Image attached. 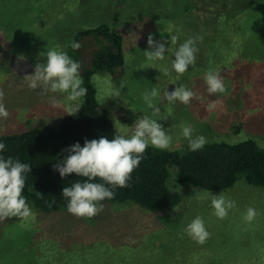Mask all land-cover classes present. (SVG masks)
<instances>
[{"label": "rangeland", "instance_id": "374dc122", "mask_svg": "<svg viewBox=\"0 0 264 264\" xmlns=\"http://www.w3.org/2000/svg\"><path fill=\"white\" fill-rule=\"evenodd\" d=\"M101 23L121 35L125 63L113 73L95 72L92 81L99 104L122 135L130 136L137 119L152 115L142 99L146 90L156 88L162 97L164 90L185 86L196 94L188 105L155 100L161 116L168 117L157 122L172 137L170 149L188 146L182 124L207 141L252 138L264 146V0H0V88L10 113L0 119V135L55 125L67 115L53 108L49 97L65 105L76 102L67 101L66 94L41 96V89L27 87L24 76L34 74L36 63H44L53 47L72 58L75 33ZM149 34L156 43L163 34L170 38L171 51L152 67L144 55L150 50ZM173 35L179 36L175 45ZM196 36L203 38L197 42L196 63L179 75L171 67L173 51ZM80 44L87 61L93 40ZM209 70L220 71L226 93L208 94L204 75ZM215 100L221 103L207 111ZM176 186L181 200L175 211L103 203V211L89 219L67 210L30 207L33 215L26 220L0 221V264H161L169 259L179 264L177 255L193 264L259 259L264 264L263 187L242 179L217 191L188 183ZM209 193L235 201L227 218L213 214ZM248 207L258 213L251 223L243 219ZM196 216L211 234L203 245L184 232Z\"/></svg>", "mask_w": 264, "mask_h": 264}, {"label": "trees", "instance_id": "16d2710c", "mask_svg": "<svg viewBox=\"0 0 264 264\" xmlns=\"http://www.w3.org/2000/svg\"><path fill=\"white\" fill-rule=\"evenodd\" d=\"M87 38L93 40L87 61L80 49L77 53L69 50L72 58L82 65V86L88 89L87 95L82 98L80 111L74 116L67 114L55 125L33 126L0 135V142L6 145L0 155L31 165L30 173L25 174L26 184L22 195L30 207L40 212L67 210L68 201L62 196L63 188L85 179L74 173L61 178L59 172L54 170L53 165L68 155L64 149L77 142L83 146L86 139L90 141L101 136L113 139L116 135H122L108 111L99 104L92 81L95 72L113 73L124 65L122 37L112 31L109 24L101 23L78 30L72 42L81 43ZM160 42L168 49L169 35L163 34ZM239 179L264 188V146L252 138L234 143L207 141L201 150L195 152L190 151L188 146L182 150H160L149 145L128 181L129 186L113 189L115 198L101 203L130 204L156 212L168 211L180 203L181 196L176 186L179 183L217 191L233 186ZM93 182L103 181L97 178ZM17 219L11 217L4 220ZM176 257L180 259L179 264H193L183 260L181 255ZM172 260L161 264H175ZM259 261L245 264H263Z\"/></svg>", "mask_w": 264, "mask_h": 264}, {"label": "clouds", "instance_id": "9594fccd", "mask_svg": "<svg viewBox=\"0 0 264 264\" xmlns=\"http://www.w3.org/2000/svg\"><path fill=\"white\" fill-rule=\"evenodd\" d=\"M202 39L200 36L188 38L173 51L175 58L172 60L171 67L177 74L183 75L188 71L189 66L196 63L197 42ZM178 40V35L171 37L173 45L177 44ZM147 44L150 49L144 52L148 62L147 67H152L155 61L164 60L165 52L171 51L166 49L164 43H156L151 34L148 36ZM71 47L78 50L81 44L73 41ZM81 69L82 65L79 61L72 59L65 51L53 47L46 52L45 62L36 63L34 74L24 76V81L31 90L41 89L39 91L41 96L48 93L66 94L67 101L76 103L65 105L55 96H50L48 102L53 108L62 109L68 115L74 116L80 111L79 101L88 92V89L82 86L84 80ZM169 74L165 69L164 75ZM204 82L209 95L227 92L219 70L207 71ZM4 95V90L0 88V119H8L10 116L3 103ZM158 97L169 103L179 101L188 105L196 98V94L185 86L176 87L171 92L164 90L162 97L156 88L150 92L146 90L142 94V99L148 108L152 109V115L137 119L130 136L116 135L113 139L101 136L99 139L90 141L86 139L83 146L77 142L63 150L68 155L53 165L54 170L59 172L61 178H66L73 173L85 178L83 182L78 180L62 190V196L68 201L67 211L70 214L89 219L99 215L104 208L101 202L115 198L113 189L129 186L128 181L144 158L149 145L160 150L171 148L172 137L157 122L168 118L161 116L160 108L156 106L155 100ZM220 103L219 100L211 101L206 106V110L212 112ZM181 128L183 137L188 140L190 151L201 150L207 144V139L203 135L193 136L191 125L182 124ZM5 148V143L0 142V152H3ZM30 171L31 165L19 159L5 158L0 155V221L11 217L26 220L33 215L26 198L22 195L26 184L25 174ZM97 178L103 182H93ZM209 196L214 209L213 214L221 220L227 218L229 210L236 206L235 201L226 198L223 193L219 195L209 193ZM173 210L175 211L174 208ZM257 214L256 209L248 207L243 219L251 223ZM184 232L200 245L205 244L211 236L200 216H196Z\"/></svg>", "mask_w": 264, "mask_h": 264}]
</instances>
